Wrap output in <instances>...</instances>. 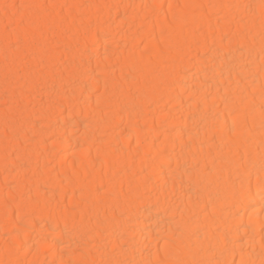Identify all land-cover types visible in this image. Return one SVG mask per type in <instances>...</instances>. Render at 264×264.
Segmentation results:
<instances>
[{"label": "bare ground", "instance_id": "obj_1", "mask_svg": "<svg viewBox=\"0 0 264 264\" xmlns=\"http://www.w3.org/2000/svg\"><path fill=\"white\" fill-rule=\"evenodd\" d=\"M263 228L264 0H0V264H264Z\"/></svg>", "mask_w": 264, "mask_h": 264}, {"label": "rangeland", "instance_id": "obj_2", "mask_svg": "<svg viewBox=\"0 0 264 264\" xmlns=\"http://www.w3.org/2000/svg\"><path fill=\"white\" fill-rule=\"evenodd\" d=\"M12 26L15 27L14 24H12V25H11V24L6 25L7 30H8L10 27L12 28ZM11 28H10V29H11ZM10 29H9V31H11ZM12 29H13V28H12ZM16 43H19V42H15V44L12 43L13 45L11 44V47L14 48L15 46L20 45V43H19V44H16ZM55 147H56V146H55ZM263 229H264V228H263ZM0 244H1V243H0ZM1 245H3V244H1ZM1 245H0V246H1ZM48 246L50 247L51 245H48ZM249 246H250V245L247 246L248 249L251 247V246H250V247H249ZM1 247H2V246H1ZM38 247H40L39 249L41 250L42 247H41L39 244H37V248H38ZM51 247H52V246H51ZM47 248H48V247H47ZM33 250H34V248L32 249V251H33ZM32 251H31V253H33ZM34 251H35V250H34Z\"/></svg>", "mask_w": 264, "mask_h": 264}]
</instances>
